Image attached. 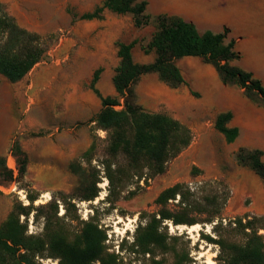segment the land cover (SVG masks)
I'll return each instance as SVG.
<instances>
[{
	"label": "rangeland",
	"instance_id": "374dc122",
	"mask_svg": "<svg viewBox=\"0 0 264 264\" xmlns=\"http://www.w3.org/2000/svg\"><path fill=\"white\" fill-rule=\"evenodd\" d=\"M103 2L0 0L15 23L38 34L47 47L42 61L20 81L11 83L0 75V226L14 206L29 204L26 192L37 197L35 207L51 202L55 195L59 199L62 193L73 199L74 207H68L64 220L70 231L78 232L81 221L93 218L105 230L107 252L117 256V264H220L221 251L226 253L231 243L243 240L239 221L244 224L252 218H264V183L251 166L237 163L235 153L240 148L260 150L264 164V150L228 144L214 127L217 116L195 115L196 108L190 114L184 107L175 114L185 116L186 123L192 126L190 129L185 124L192 141L204 133L202 144L205 146L197 147L187 156L180 155L184 150L181 151L168 162L161 175L149 178L144 174L137 178L123 155H107V134L91 123L101 103L90 85L99 69L94 88L102 97L116 96L112 78L118 57L113 53L114 67H96L88 37L73 31L81 19V11L95 5L94 12ZM233 4L246 14L244 18L249 23L246 36L254 40L258 49L255 70L261 77L250 73L264 86V0H234ZM104 13L126 25L117 41H129L135 36L132 49L135 53L143 52L142 48L155 32V25L151 23L146 29L134 31L130 14L119 15L103 9L100 17ZM224 30L229 33L227 28ZM237 53L239 59L235 62L241 59L240 52ZM134 94L138 104L139 98ZM193 95L199 97L197 93ZM148 104L147 108L141 106L144 111L171 117V109L166 105L153 106L152 101ZM93 139L96 141L93 155L83 157ZM13 145L26 156L23 178L18 177L17 160L11 153ZM105 162L111 163V180L104 170ZM177 183L187 185L193 196L182 204L176 197L166 208L186 223L174 225L164 221L158 229V244L151 248V253L132 250V242L145 219L159 210L155 204L158 195ZM92 189L97 190V197L83 200ZM56 203L57 216L61 218L65 209L60 201ZM46 213L48 210L42 209L31 212L28 217L20 216V222L26 224L27 235L42 232ZM258 234L263 235L264 230L258 229ZM41 263L57 264V261L46 259Z\"/></svg>",
	"mask_w": 264,
	"mask_h": 264
},
{
	"label": "trees",
	"instance_id": "16d2710c",
	"mask_svg": "<svg viewBox=\"0 0 264 264\" xmlns=\"http://www.w3.org/2000/svg\"><path fill=\"white\" fill-rule=\"evenodd\" d=\"M103 9L119 15L130 14L136 29L151 23L155 25V32L142 48L145 54L154 53L150 63L133 62L131 50L135 41L128 44L116 42L119 61L112 78L116 96L102 97L94 88L99 69L95 71L90 85L101 103V109L91 123H94L96 129L106 132L107 155H123L128 160L133 176L142 178L145 174L150 178L161 175L168 162L192 141L188 127L166 114L148 113L135 102L134 85L141 75L155 73L161 82L176 88L185 84L176 61L187 56L198 57L214 67L224 85L242 90L245 98L264 107V86L250 72L233 64L239 59V54L234 50L233 40L224 43L227 30L220 34L209 31L199 34L192 23L177 16H151L147 12V3L140 0H104L101 7L82 15L81 19H100L99 12ZM46 52L42 37L20 28L0 3V75L11 83L18 82L42 61ZM230 119L231 113L225 112L219 114L214 123L215 129L228 144L238 136L236 128L227 126ZM95 149L96 141L93 139L82 156L90 158ZM11 153L17 160L18 177L23 178L26 156L17 145L11 147ZM262 155L260 150L240 148L235 153V159L240 165L251 166L264 183ZM103 167L111 180V163L105 162ZM9 176L12 178L11 172ZM55 196L51 202L35 207L37 197L26 192L29 204L22 206L19 203L14 206L7 220L0 226V264H42L41 261L46 259L56 260L57 264H117V256L107 252L105 230L99 228L93 218H89L81 221L78 232L70 231V226L64 220L67 218L68 207H74L71 203L73 199L62 193H59V199H55ZM192 196L187 185L182 183L163 190L155 201L159 210L145 219L132 242V250L151 253V248L158 244V229L164 221H171L174 225L186 223L166 207L176 197L180 198L182 204L183 200L188 202ZM96 197L97 190L92 189L83 200L91 201ZM57 200L65 209L61 218L57 216ZM42 209L48 210L43 216L42 232L27 235L26 224L20 222V216L28 217L31 212ZM239 224L243 230V240L231 243L226 253L221 251L220 264H264V234H258V229L264 230V218H252L244 224L239 221Z\"/></svg>",
	"mask_w": 264,
	"mask_h": 264
},
{
	"label": "crops",
	"instance_id": "0c3cea01",
	"mask_svg": "<svg viewBox=\"0 0 264 264\" xmlns=\"http://www.w3.org/2000/svg\"><path fill=\"white\" fill-rule=\"evenodd\" d=\"M147 3V12L151 16L167 15L177 16L186 22L192 23L199 34L211 32L220 34L225 28L229 33L224 43L234 41V50L240 52L241 59L233 64L241 69L251 72L254 77L261 76L255 70L258 64L259 54L254 40L247 32L249 23L244 16L245 13L239 7L234 6V0H140ZM91 9L80 12V16L92 13ZM132 24V23H131ZM126 25L120 20H114L108 13H104L100 19H79L73 26V31L88 37L89 44L93 47L96 67L110 68L112 55L116 54V41L120 38ZM132 27V25H130ZM129 26V27H130ZM149 26L144 27V29ZM134 31H137L135 28ZM129 41H122L125 44ZM133 62L136 64H147L153 61V54L144 52L135 53L131 50ZM108 61V62H107ZM118 62V58L116 59ZM116 65V63H115ZM183 85L171 88L161 82L155 73L141 75L134 85V92L138 96V104L143 108L148 107L152 101L156 105L164 104L171 109V118L186 124L190 129L192 126L186 123L185 116L175 112L186 107L185 111L195 115H204L215 118L221 113L230 112L231 119L227 126L236 128L238 136L232 142L238 147L258 148L264 150V109L257 107L242 95V91L235 87L224 85L210 64L204 63L198 57H183L176 61ZM103 75V74H101ZM112 76L113 73L111 72ZM101 80V79H100ZM193 93L199 95L194 97ZM204 133L201 137L193 138L190 145L180 155H191L197 147L205 145ZM200 144H197L199 143ZM180 157V156H179Z\"/></svg>",
	"mask_w": 264,
	"mask_h": 264
}]
</instances>
